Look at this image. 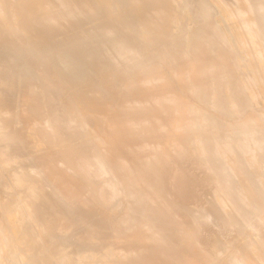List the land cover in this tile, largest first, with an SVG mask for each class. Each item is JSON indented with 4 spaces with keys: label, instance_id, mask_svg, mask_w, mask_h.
I'll return each mask as SVG.
<instances>
[{
    "label": "bare ground",
    "instance_id": "bare-ground-1",
    "mask_svg": "<svg viewBox=\"0 0 264 264\" xmlns=\"http://www.w3.org/2000/svg\"><path fill=\"white\" fill-rule=\"evenodd\" d=\"M0 45L53 77L29 76L93 123L52 118L38 136L57 134L65 150L85 134L73 164L103 190L92 205L51 188L79 226L45 222L35 191L50 182L20 153L39 146L27 132L38 122L19 129L21 116L0 110L2 264H24L59 226L98 262L197 264L156 223L197 244L214 223L239 264H264V0H0ZM96 135L114 146L103 152ZM44 261L69 262L59 247ZM75 264L93 263L81 253Z\"/></svg>",
    "mask_w": 264,
    "mask_h": 264
},
{
    "label": "rangeland",
    "instance_id": "rangeland-1",
    "mask_svg": "<svg viewBox=\"0 0 264 264\" xmlns=\"http://www.w3.org/2000/svg\"><path fill=\"white\" fill-rule=\"evenodd\" d=\"M187 2L194 4L195 0H187ZM155 52L159 56L162 55V52L158 49ZM19 57L18 53H14L0 45V110L4 113L15 112L19 114L21 116V122L18 124L19 129H23L28 120L30 123L38 122L37 127H34V125L28 126L27 132L30 137L38 139L39 146L34 150L21 149L20 153L25 155L28 152L35 155L36 159L34 162H30L31 165L38 166L42 176L50 182V188H38L35 191L42 219L49 224L59 219L65 225L74 224V226L78 227V219L74 213L75 209L66 207L55 199L52 189L72 199L76 204H82L85 200L92 205L97 204L96 200L100 192L103 191L101 189L102 178L87 166L77 167L73 164L75 157L78 155L79 147L86 139V135L82 134L83 136L78 138V140L71 144L69 143L67 149L62 150L64 145L59 142L57 134H51L50 139L48 138V141L44 142L38 136V133L39 129L47 127L49 120L52 118L66 120L68 123L80 124L87 128H93L94 125L86 118L78 116L65 105L62 89L57 93H51L41 85L33 82L29 78L30 74L40 76L52 84L55 83V79L40 73L34 65L25 62L22 57ZM93 140L103 152L114 146L112 141L105 135H96ZM7 143L5 141V144ZM116 148L123 156L131 159L132 154L130 152H126L120 147ZM90 153L93 157H96L95 147H90ZM22 183L27 184V182ZM180 184L179 181L175 183L177 188L180 187ZM150 226L157 233H160V237L168 246L170 245L172 249L174 247L182 248V251L189 255L191 260L197 264H239L241 261V256L236 254L233 245L226 240V244L225 242L222 244L224 237L217 235L214 223H208L205 232L206 243L202 244L170 234L169 230L161 224H150ZM11 227L14 231L17 229L15 221L11 222ZM56 233L59 238L48 241L47 244L38 248L33 255L26 256L24 264H45L44 256L53 247L65 250L69 260V262L67 261L68 264H75L81 253H86L89 261L93 264H108L107 262H98L92 257L93 246L83 245L75 237L66 238L65 236L68 233L66 228L59 226L56 229ZM171 254L174 259L181 262L180 254ZM0 264H2L1 261Z\"/></svg>",
    "mask_w": 264,
    "mask_h": 264
}]
</instances>
